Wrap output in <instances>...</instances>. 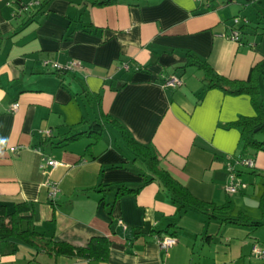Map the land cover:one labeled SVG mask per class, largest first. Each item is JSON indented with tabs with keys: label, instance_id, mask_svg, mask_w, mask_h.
<instances>
[{
	"label": "crops",
	"instance_id": "obj_1",
	"mask_svg": "<svg viewBox=\"0 0 264 264\" xmlns=\"http://www.w3.org/2000/svg\"><path fill=\"white\" fill-rule=\"evenodd\" d=\"M235 16L248 19L241 41L230 38ZM189 52L222 75L247 78L264 59V0H0V204L12 211L34 203L32 226L47 240H111L108 260L99 261L10 237L0 240V264L261 261L252 250L264 247V224H226L180 209L157 180L146 182L151 173H142L140 161L128 160L115 129L104 128L96 141L86 134L65 140L102 113L113 116L195 197L264 221V146L244 149L241 127L228 126L256 114L251 96L206 88L203 69L187 65ZM45 59L83 66L59 73ZM172 74L181 86L163 85ZM44 155L62 162L49 173L59 183L55 199L45 186ZM239 157L254 166L237 165L247 186L230 194L227 168ZM122 185L138 191L118 196ZM167 234L177 243L163 250L157 239Z\"/></svg>",
	"mask_w": 264,
	"mask_h": 264
},
{
	"label": "trees",
	"instance_id": "obj_2",
	"mask_svg": "<svg viewBox=\"0 0 264 264\" xmlns=\"http://www.w3.org/2000/svg\"><path fill=\"white\" fill-rule=\"evenodd\" d=\"M93 5H105L117 0H87ZM248 23L238 27L241 37L245 33ZM187 65H195L204 71L206 88L218 87L230 94H249L256 114L254 116L240 117L228 126L241 127L243 148L261 149L264 146V59L255 63L245 79H233L218 73L207 61L200 59L193 53H187ZM59 72V70H57ZM60 73V72H59ZM100 97L99 94L96 95ZM113 128L117 131L119 146L130 161L142 163V173H151L146 182L157 180L168 191L171 199L180 209H193L205 214L209 218L216 217L226 224H235L248 227H259L264 224L261 219H255L239 210L233 214V204L217 205L195 197L189 189L175 178L160 163V157L154 148L135 139L130 130L117 118L102 113L99 120L90 122L86 131L75 132L68 135L65 140L73 141L83 135L91 136L95 141L101 137L104 128ZM260 134H262L260 136ZM91 145V144H90ZM146 171V172H145ZM237 174L239 169H236ZM88 190V189H85ZM126 185L118 188V196L136 192ZM260 207L264 209V190L260 198ZM34 212V203H16L14 209L9 211L4 204H0V240L17 237L31 246L46 249L55 255H70L82 259L106 261L109 257L111 240L106 236H93L85 246H74L67 242L47 240L37 232L31 223ZM257 264H264V258Z\"/></svg>",
	"mask_w": 264,
	"mask_h": 264
},
{
	"label": "built area",
	"instance_id": "obj_3",
	"mask_svg": "<svg viewBox=\"0 0 264 264\" xmlns=\"http://www.w3.org/2000/svg\"><path fill=\"white\" fill-rule=\"evenodd\" d=\"M33 3L30 4H22L19 10H28L29 7ZM248 23V19L246 17H240V16H235L233 18V25L234 29L232 30L230 34V38L235 40V41H241V34L240 30L238 27L242 24ZM45 65H51L54 69L59 70V71H69V70H74L77 68H80L83 66V61L80 59H72L66 63H60L58 61H54L51 59H45L44 61ZM183 79L182 77L172 74L167 76L164 79L163 85L165 87H179L183 84ZM19 107V103L15 102L12 104V109L16 110ZM46 135H49L51 131L49 129L41 130ZM62 162L44 155L42 157L41 161V168L44 171V173L48 174V177L45 181V186L49 189V196L51 199H55L57 195L59 194L60 188H59V183L57 181L52 180L49 178V173L51 172L52 169L58 167L61 165ZM244 166V167H253L254 166V161L251 158L248 157H239L233 161L232 163H229L228 165V179L225 184L226 191L230 194H235L238 193L241 189H244L247 184L243 182L238 174H237V165ZM120 224L126 228V225L123 223L122 220H120ZM157 242L160 246L161 249L163 250H168L171 246L175 245L177 243V238L174 235L167 234L161 237H158ZM253 256L258 258V259H263L264 258V247L260 246L259 244H255L253 246Z\"/></svg>",
	"mask_w": 264,
	"mask_h": 264
},
{
	"label": "rangeland",
	"instance_id": "obj_4",
	"mask_svg": "<svg viewBox=\"0 0 264 264\" xmlns=\"http://www.w3.org/2000/svg\"><path fill=\"white\" fill-rule=\"evenodd\" d=\"M262 134H260V136H261ZM252 186V188H253V185H251ZM260 233H264V228H262L261 230H260ZM262 240L264 241V235H262Z\"/></svg>",
	"mask_w": 264,
	"mask_h": 264
}]
</instances>
